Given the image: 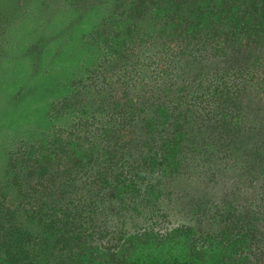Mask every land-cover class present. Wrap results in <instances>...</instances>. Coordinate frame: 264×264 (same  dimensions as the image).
<instances>
[{"label":"trees","instance_id":"trees-1","mask_svg":"<svg viewBox=\"0 0 264 264\" xmlns=\"http://www.w3.org/2000/svg\"><path fill=\"white\" fill-rule=\"evenodd\" d=\"M92 1L115 3L101 24L124 25L95 31L108 57L56 108L71 132L0 146V264L151 257L142 228L163 211L152 200L155 180L171 184L167 201L205 221L202 253L255 264L264 243V88L249 69L264 47V0L80 5ZM239 15L256 24L241 26ZM246 185L260 197L248 199Z\"/></svg>","mask_w":264,"mask_h":264},{"label":"rangeland","instance_id":"rangeland-1","mask_svg":"<svg viewBox=\"0 0 264 264\" xmlns=\"http://www.w3.org/2000/svg\"><path fill=\"white\" fill-rule=\"evenodd\" d=\"M84 1L0 0V42L4 43L0 49V56L4 57L0 61V146L20 138L38 139L55 132L61 137L66 136L65 132H71L68 127L72 119L53 116L56 108L62 105L63 98L72 94L77 82L108 57L106 50L99 47L104 38L95 31L101 27L106 31L118 30L124 25L123 21L115 22V18L101 24L102 17H108L114 10V2L98 4L92 1L84 8L80 5ZM245 2L240 11L250 4ZM238 22L241 26L251 27L256 24V19L239 15ZM240 36L247 39V34ZM116 39L122 41L123 35ZM259 54V61L249 70L256 76L255 84L262 89L264 47ZM20 90L22 95L14 99ZM46 149L42 147L41 151ZM261 166L264 170V164ZM156 175L170 180L173 176L167 171ZM171 181L174 186L173 179ZM153 185L152 200L160 203L163 211L146 215L152 218L143 224L142 230L145 228L151 233L145 237V245H154L156 253L149 258L145 255L124 258L117 264H223L220 256L209 257L202 253L205 249L202 243L209 236L205 221L194 219L185 206L183 209L174 206L171 200L167 201L166 192L172 189L170 183L155 180ZM244 190L248 199L253 200L262 192L261 189L256 194L255 188L248 185ZM14 192L19 193L20 189L16 187ZM17 200L20 201L21 196ZM261 210L263 214L264 206ZM247 211L251 212L249 207ZM258 247L260 259L254 263L264 264L260 255L264 243H259Z\"/></svg>","mask_w":264,"mask_h":264}]
</instances>
